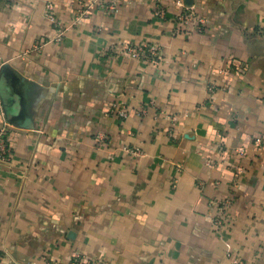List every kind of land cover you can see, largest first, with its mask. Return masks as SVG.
I'll return each mask as SVG.
<instances>
[{
    "label": "crops",
    "instance_id": "obj_1",
    "mask_svg": "<svg viewBox=\"0 0 264 264\" xmlns=\"http://www.w3.org/2000/svg\"><path fill=\"white\" fill-rule=\"evenodd\" d=\"M83 1L0 0V264H264V0Z\"/></svg>",
    "mask_w": 264,
    "mask_h": 264
},
{
    "label": "built area",
    "instance_id": "obj_2",
    "mask_svg": "<svg viewBox=\"0 0 264 264\" xmlns=\"http://www.w3.org/2000/svg\"><path fill=\"white\" fill-rule=\"evenodd\" d=\"M156 2V13L161 17L165 15V9L158 3L159 0H153ZM183 10L178 13L176 21L180 24V30L190 33L192 31H202L205 27L206 20L204 16L198 14L193 7L184 6L183 0L177 1ZM95 6L106 9L110 12H115L118 10L117 2H112L109 0H84L81 6L75 12V15L71 21L72 25L80 23L82 20L87 18ZM46 17L51 21L54 27L58 31L57 40H62L66 30L67 25L61 21L55 12V7L52 2L46 4ZM127 53L137 59L154 60L160 58V47L154 43L142 42L137 45H126L125 47ZM209 90L213 92L215 86L211 85ZM120 118H126L128 116L129 110L118 104H114L112 110ZM145 110H143L144 112ZM9 123L6 122L0 125V163H8L11 161L12 157V147L9 143L8 132ZM128 152L140 154L139 148H127ZM69 264H92L91 261L82 253H76L71 259ZM228 264H249L239 257L233 256Z\"/></svg>",
    "mask_w": 264,
    "mask_h": 264
}]
</instances>
